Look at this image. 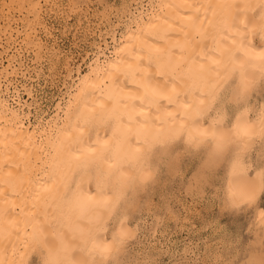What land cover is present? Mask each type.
Instances as JSON below:
<instances>
[{"label": "bare ground", "instance_id": "obj_1", "mask_svg": "<svg viewBox=\"0 0 264 264\" xmlns=\"http://www.w3.org/2000/svg\"><path fill=\"white\" fill-rule=\"evenodd\" d=\"M257 3L261 23L250 16ZM140 4L121 36L112 34L109 55L86 52L84 70L78 67L52 115L32 111L18 86L12 101L3 98L9 85L0 89V264H24L33 250L41 264H102L120 252L128 238L123 219L110 232L106 221L128 191L146 182L152 149L180 135L187 144H204L209 162L234 152L226 166L228 203L237 206L258 195L259 177L247 175L239 155L263 136L264 109L258 124L241 109L228 125L207 112L230 75L236 76L235 100L264 77V0ZM30 5L39 17L43 6L38 0ZM12 31H0V40L19 50L24 39H17L18 29L12 39ZM25 32L42 50L39 32ZM89 130L94 134L85 137Z\"/></svg>", "mask_w": 264, "mask_h": 264}, {"label": "rangeland", "instance_id": "obj_2", "mask_svg": "<svg viewBox=\"0 0 264 264\" xmlns=\"http://www.w3.org/2000/svg\"><path fill=\"white\" fill-rule=\"evenodd\" d=\"M146 1L38 0L43 6L38 17L37 11L30 5L34 0L26 3L22 0H0V31L12 29L13 39L17 34L15 29H18L21 31L20 39L17 36L14 39H24L19 50L9 45L5 38L0 40V89L5 87L4 84L9 85V92L3 98L10 100L15 86H18L21 96L24 99L27 97L26 104H30L32 111L37 108L39 112L46 110V116L52 115L55 104L63 101L62 97L70 91L78 67L79 72L84 70V63L88 60L86 52L101 50L109 55L113 47L112 34L119 38L131 14L140 8V3L147 4L153 0ZM260 10L261 4L257 3L250 12V16L259 19V23L262 16ZM32 29L43 38L40 52L26 37L25 31ZM254 39L257 42L258 35ZM229 77L223 82L222 93L219 91L222 96L218 94L216 103L214 101L216 105L212 104L213 108L209 109L207 116H219L217 120L220 124L228 125L234 114L242 111L250 123L258 124L259 112L264 109V77L248 95L238 94L236 100L233 95L235 89L232 91L236 76L232 74ZM219 102L221 104H217ZM24 111L27 112V109ZM108 129L109 126L106 131ZM88 133L85 137L93 135L94 130ZM261 136L256 137L259 139H254L251 146L239 155L240 163L247 167V175L250 177L256 173L255 176L259 177L258 195L237 206L228 203L224 193L234 152L226 153L214 163L208 161L204 144H187L182 135L163 145H156L149 157L151 162L145 163L149 168L146 182L141 188L128 191L106 221L105 230L110 232L123 219L128 238L123 240L125 243H122L120 252H115L102 264H264V223L260 219L262 215L264 217V134ZM259 146L263 152L259 151ZM127 210L128 215L125 214ZM37 253L33 250L24 264H41V255Z\"/></svg>", "mask_w": 264, "mask_h": 264}]
</instances>
